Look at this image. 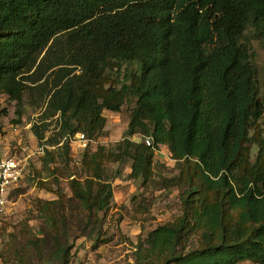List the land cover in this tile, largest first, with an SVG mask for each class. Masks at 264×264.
<instances>
[{
	"label": "trees",
	"instance_id": "16d2710c",
	"mask_svg": "<svg viewBox=\"0 0 264 264\" xmlns=\"http://www.w3.org/2000/svg\"><path fill=\"white\" fill-rule=\"evenodd\" d=\"M250 26L264 37V0H0V93L19 106L27 90L47 98L41 121L58 115L60 139L50 142L63 143L66 163L70 138L101 134L104 111L132 97L127 135L151 137L183 162L182 214L140 241L138 264H264V98L255 52L242 42ZM126 64L138 69L123 73ZM47 126L33 125L39 142ZM104 150L85 155L91 175L70 180L91 215L114 197ZM119 150L116 160L132 159V179H151L153 146L126 138ZM53 192L57 200H37L51 228L27 247L44 264H70L64 195ZM27 255L18 251L20 264Z\"/></svg>",
	"mask_w": 264,
	"mask_h": 264
},
{
	"label": "rangeland",
	"instance_id": "374dc122",
	"mask_svg": "<svg viewBox=\"0 0 264 264\" xmlns=\"http://www.w3.org/2000/svg\"><path fill=\"white\" fill-rule=\"evenodd\" d=\"M242 42L255 52V63L260 71L259 87L264 98V37L259 39L250 26ZM126 69L135 71L138 67L126 64L123 73ZM109 72L116 75L113 70ZM135 104L136 98L132 97L120 112L104 111L107 117L104 131L95 136L86 149L71 142L72 160L68 164L62 156L63 143L52 145L50 142L60 139L58 115L47 116L44 120L48 128L43 142H39L33 132L35 123L44 122L41 120L45 116L47 98L39 91L27 90L19 106L0 93V147L19 155L27 165L25 178L13 191L7 208L0 215V264H20L18 251L28 252L26 264H44L32 248L27 247V242L31 237L42 235L44 228H51L49 215L47 212L42 214L37 200H57L58 196L53 191L58 187L64 195L66 236L72 246L70 264H138L136 253L140 241L159 225L182 214L180 195L186 184H176V181L184 165L182 161L170 159L171 152L167 146H161V152L156 151L153 174L147 182L130 177V157L124 160L114 158V153L120 151L119 145L126 138L136 143L144 138L142 134L127 135ZM19 111L22 112L21 118ZM262 125L264 137V117ZM43 143L55 151L54 161L46 155ZM100 148L105 149L106 155L111 154L103 159V168L111 181L114 197L109 208L91 215L73 196L70 180L91 175L92 171L87 170L82 161L86 154L92 156ZM258 149L257 145L253 147V161ZM40 180L46 181L53 191L41 188ZM191 245L194 246L193 243ZM54 248L55 242L48 239L44 245L45 255L48 256Z\"/></svg>",
	"mask_w": 264,
	"mask_h": 264
},
{
	"label": "built area",
	"instance_id": "2783aa9c",
	"mask_svg": "<svg viewBox=\"0 0 264 264\" xmlns=\"http://www.w3.org/2000/svg\"><path fill=\"white\" fill-rule=\"evenodd\" d=\"M73 144L86 149L92 142L84 132L75 133L71 138ZM141 142L153 146L155 151L161 152V146L155 147L151 137L144 136ZM170 159L172 154L170 153ZM26 160L0 147V215L5 211L13 191L17 190L19 183L25 178Z\"/></svg>",
	"mask_w": 264,
	"mask_h": 264
}]
</instances>
